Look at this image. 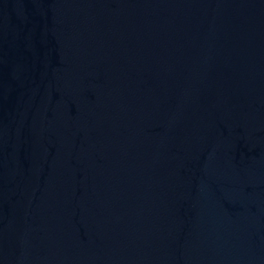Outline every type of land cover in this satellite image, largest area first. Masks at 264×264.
Here are the masks:
<instances>
[{
  "label": "water",
  "instance_id": "1",
  "mask_svg": "<svg viewBox=\"0 0 264 264\" xmlns=\"http://www.w3.org/2000/svg\"><path fill=\"white\" fill-rule=\"evenodd\" d=\"M0 264H264V0H0Z\"/></svg>",
  "mask_w": 264,
  "mask_h": 264
}]
</instances>
